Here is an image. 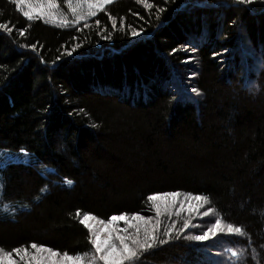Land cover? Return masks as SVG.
<instances>
[{
    "label": "trees",
    "instance_id": "trees-1",
    "mask_svg": "<svg viewBox=\"0 0 264 264\" xmlns=\"http://www.w3.org/2000/svg\"><path fill=\"white\" fill-rule=\"evenodd\" d=\"M28 1L0 0V247L87 261L85 214L155 223L147 196L176 190L243 230L226 239L238 257L162 215L171 240L133 264H264V0H114L79 24L55 0L68 26L28 20Z\"/></svg>",
    "mask_w": 264,
    "mask_h": 264
},
{
    "label": "snow or ice",
    "instance_id": "snow-or-ice-1",
    "mask_svg": "<svg viewBox=\"0 0 264 264\" xmlns=\"http://www.w3.org/2000/svg\"><path fill=\"white\" fill-rule=\"evenodd\" d=\"M112 2L113 0H78V3L74 5L73 0H68V6L76 17L75 23L79 24L81 20L95 16L97 11H103L104 6ZM138 2L146 4V0H138ZM239 3L251 4L252 0H239ZM47 5V9L41 8L35 13L25 12L24 15L28 20H32L34 14L37 16H44L46 14L48 18L60 23L61 26L69 25V21L58 19L55 16V10L59 7L55 0H47ZM146 6L150 7L147 4ZM115 26L114 20L113 27ZM0 29L8 30L5 24H0ZM20 34L24 35L23 32ZM131 34L133 37H136L141 33L139 31H132ZM33 51H35V46H33ZM67 55L71 56L72 52H67ZM188 91L197 93L195 87H192ZM65 183L71 186L73 181L67 180ZM147 200L151 202L152 208L155 210L157 217L155 223L151 217H146L139 213L129 215L126 212L111 215L107 222L92 214H85L79 220V223L88 230L90 243L95 249V253L87 261L79 254L70 255L67 251L61 252L53 247L33 242L30 245L18 246L11 250L0 247V264H97V260L102 261L103 264H125V262L133 264L139 252L152 249L157 245L167 244L171 240L173 232L176 230L175 223L169 225L167 231L163 233V236L166 238L161 239V221L159 217L162 215L171 217L173 214L179 217L185 211L188 212L189 216L193 214L209 216L212 211L209 208L201 213V209L209 202L208 197L191 192L164 191L148 195ZM77 216H80L79 211H77ZM93 221L102 226L99 231H97ZM120 222H123L126 227L120 228ZM198 226L192 225L189 220H185L177 235L183 234L190 227ZM220 228L221 220L216 219L212 226L207 228L203 234L188 236L187 238L197 242H205L213 237ZM130 229L132 231H129ZM227 231L229 233L243 234L241 228L233 227L232 225L228 226ZM105 233L107 234L106 237L104 236ZM117 241L118 243H116ZM231 256L238 257V253L232 251Z\"/></svg>",
    "mask_w": 264,
    "mask_h": 264
},
{
    "label": "rangeland",
    "instance_id": "rangeland-1",
    "mask_svg": "<svg viewBox=\"0 0 264 264\" xmlns=\"http://www.w3.org/2000/svg\"><path fill=\"white\" fill-rule=\"evenodd\" d=\"M22 7H23L22 13L24 14L25 12L35 13L37 10H39L41 8L47 9L48 6H41L35 0H31V1H28L27 3H25L24 5H22ZM55 16L58 19L66 20L63 16H61L58 13V11H57V14L55 13ZM37 17H40L43 19H48V20L52 21V19L48 18L46 14L44 16H37L35 14L33 15V18H37ZM191 61H192V59L186 60L185 62L187 64L191 63L192 65L196 66V62L195 61L191 62ZM186 83H188V82H186ZM246 88L250 89V90L252 89L248 85H246ZM177 207H179V206H177ZM208 209L209 208L206 205H204V207L201 209V213L208 210ZM172 216L176 219V222H178L181 225V227H182L183 222L185 220H189L192 225H199L198 227H190L185 232V234L188 236L203 234V232L206 231L207 228L211 227L212 224L216 220L214 213H211V212H210L209 216H201V215H197V214H193L192 216H189L187 211L181 213L179 217L175 216L174 214ZM93 224L97 228V231H99L102 227L101 225L97 224L95 221H93ZM227 229L228 228L221 226V228L219 230H217L216 234L213 237H211L208 241H205V242H197V241H193V240L192 241L195 244L205 245L206 247H208L210 249V253L217 255L219 257V259L222 260L225 257L231 256V252L235 251L234 249H232L231 246H229L226 243V239L229 237V235H232L231 233H229L227 231ZM106 235L107 234L105 233L104 236L106 237ZM100 263L103 264L102 261H100ZM217 264H222V263L218 262Z\"/></svg>",
    "mask_w": 264,
    "mask_h": 264
}]
</instances>
